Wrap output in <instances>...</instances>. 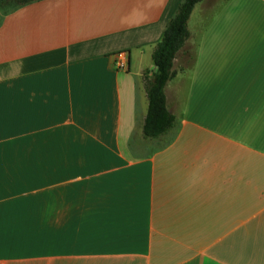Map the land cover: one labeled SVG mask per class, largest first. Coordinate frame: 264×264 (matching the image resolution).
<instances>
[{
	"label": "crops",
	"instance_id": "0c3cea01",
	"mask_svg": "<svg viewBox=\"0 0 264 264\" xmlns=\"http://www.w3.org/2000/svg\"><path fill=\"white\" fill-rule=\"evenodd\" d=\"M180 1L0 11V264H264V0L195 3L146 137Z\"/></svg>",
	"mask_w": 264,
	"mask_h": 264
},
{
	"label": "trees",
	"instance_id": "16d2710c",
	"mask_svg": "<svg viewBox=\"0 0 264 264\" xmlns=\"http://www.w3.org/2000/svg\"><path fill=\"white\" fill-rule=\"evenodd\" d=\"M15 1V6L29 0H0V3ZM199 0H181L173 16L168 20L160 40L152 54L154 69L148 75L143 73L148 98L147 111L142 126L143 136H157L166 131L175 121V116L166 107L164 86L174 76L172 68L176 52L189 36L187 19ZM8 5L6 4V7Z\"/></svg>",
	"mask_w": 264,
	"mask_h": 264
},
{
	"label": "rangeland",
	"instance_id": "374dc122",
	"mask_svg": "<svg viewBox=\"0 0 264 264\" xmlns=\"http://www.w3.org/2000/svg\"><path fill=\"white\" fill-rule=\"evenodd\" d=\"M5 1H7V0H5ZM14 3H15V1H9V2H4V3H0V11H3V10H5V8H4V6L7 4L8 6H10V5H14ZM6 7V6H5ZM139 139V142H141L142 143V141H143V139H142V137H138L137 138V140ZM144 142H145V140H144Z\"/></svg>",
	"mask_w": 264,
	"mask_h": 264
},
{
	"label": "built area",
	"instance_id": "2783aa9c",
	"mask_svg": "<svg viewBox=\"0 0 264 264\" xmlns=\"http://www.w3.org/2000/svg\"><path fill=\"white\" fill-rule=\"evenodd\" d=\"M122 64H120V66H121Z\"/></svg>",
	"mask_w": 264,
	"mask_h": 264
}]
</instances>
